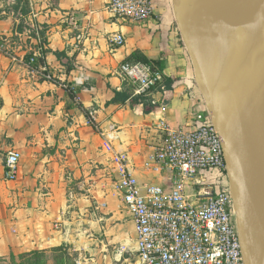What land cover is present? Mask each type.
<instances>
[{
	"label": "crops",
	"instance_id": "crops-1",
	"mask_svg": "<svg viewBox=\"0 0 264 264\" xmlns=\"http://www.w3.org/2000/svg\"><path fill=\"white\" fill-rule=\"evenodd\" d=\"M189 1L155 0L153 17L139 23L112 17L108 0H33L27 16L14 13V1L0 0V255L66 246L99 256L101 240L110 244L105 264H115L121 256H115L114 247L135 248V220L122 211L119 193L98 167L109 163L104 145L110 141L127 155L140 189L170 184L171 175L153 167L161 141L157 126L165 121L188 130L197 114L209 116L199 68L179 37V21L185 17L192 32L201 34L204 15L196 4L187 10ZM72 18L78 29L72 28ZM42 27L45 43L31 34ZM119 32L126 41L115 47L110 39ZM80 33L84 39L78 44ZM44 49L50 52L43 64H28L31 53L41 58ZM135 52L163 58L164 73L175 79L172 90L153 94L157 108L149 113L143 104L112 102L116 91L126 89L120 66L133 62ZM43 67L74 97L60 83L45 79L39 71ZM92 110L105 136L88 123ZM12 150L22 156L16 178L7 179L5 157ZM224 183L230 184L229 177Z\"/></svg>",
	"mask_w": 264,
	"mask_h": 264
},
{
	"label": "built area",
	"instance_id": "built-area-1",
	"mask_svg": "<svg viewBox=\"0 0 264 264\" xmlns=\"http://www.w3.org/2000/svg\"><path fill=\"white\" fill-rule=\"evenodd\" d=\"M30 4L33 5V0ZM106 9L114 18L141 23L153 17L155 0H108ZM70 22L72 28L78 29L74 18ZM36 37L42 42L38 35ZM76 38L79 44L84 33ZM110 41L120 47L126 37L119 32L113 34ZM30 56L26 60L33 65L37 55L31 53ZM39 71L48 81L58 82L70 90L46 67ZM120 72L137 94L148 92L156 81L162 80L160 73L154 75L151 67L141 61L124 62ZM95 114V110L87 113L88 123L105 136L106 132L95 121ZM194 120L188 130L173 128L165 121L157 126L161 141L155 147L153 167L170 174V184H149L140 189L127 155L115 150L110 141L105 143L111 157L107 165L98 169L119 193L122 211L136 223L135 248L124 244L114 247L115 256H121L115 259V264H246L235 194L231 184L224 183L229 177V164L223 138L211 112L209 116L197 114ZM21 156L16 150L7 152V179L16 178ZM90 188L83 186L86 191ZM105 206L106 203H102V207ZM56 229H60L59 224ZM100 244L99 256L80 250L75 264H99V257H102L100 264H105L110 244L101 240Z\"/></svg>",
	"mask_w": 264,
	"mask_h": 264
},
{
	"label": "bare ground",
	"instance_id": "bare-ground-1",
	"mask_svg": "<svg viewBox=\"0 0 264 264\" xmlns=\"http://www.w3.org/2000/svg\"><path fill=\"white\" fill-rule=\"evenodd\" d=\"M201 1L196 2V8L204 15L206 11ZM221 1L226 2V10L218 17L221 22L217 28L230 26L234 32L233 46L225 55L231 76L224 75L223 79L231 98L240 103L237 106L242 111L240 117L235 114L238 121L234 116L230 119L240 126L238 152L264 226V0ZM241 73L244 79L241 77L239 87H233L231 79Z\"/></svg>",
	"mask_w": 264,
	"mask_h": 264
},
{
	"label": "rangeland",
	"instance_id": "rangeland-1",
	"mask_svg": "<svg viewBox=\"0 0 264 264\" xmlns=\"http://www.w3.org/2000/svg\"><path fill=\"white\" fill-rule=\"evenodd\" d=\"M197 1L190 0L186 7L187 10L191 11ZM212 1L214 3H210L207 0L204 4L206 12H204V17L199 22L201 34L196 35L192 32L193 24L190 18L185 17L179 21V25L181 26V34H179V37H183L182 43L190 48L189 50L193 57L192 62L194 61L196 63V67L198 66L197 61L204 66L205 74H202V77L214 87L228 117L231 118V116H234V119L238 121L235 114L238 117L241 116L242 111L237 106L240 103H237L231 98L223 79L224 75L226 77L231 76V70L226 66L228 59L225 55L233 46L234 32L230 30V26H224L221 29L217 28L221 22V19H218V17L226 10V2H220V0ZM225 18H228V16ZM197 51L201 56L198 55ZM241 77L244 79L245 76L241 73L239 77H231L232 81L230 83L233 87L235 85L239 87L242 81ZM232 122L238 128L240 127L237 122L233 120ZM76 256L77 252L72 251L70 247L63 246L61 248L36 249L29 252L0 255V264H75Z\"/></svg>",
	"mask_w": 264,
	"mask_h": 264
},
{
	"label": "water",
	"instance_id": "water-1",
	"mask_svg": "<svg viewBox=\"0 0 264 264\" xmlns=\"http://www.w3.org/2000/svg\"><path fill=\"white\" fill-rule=\"evenodd\" d=\"M198 55H200L199 52ZM197 65L201 74L199 81L204 90L212 119L224 141V151L229 164V179L235 194L236 218L242 236L246 264H264V226L252 195L244 161L238 152L240 128L228 117L214 87L202 77L205 74L204 66L199 61H197Z\"/></svg>",
	"mask_w": 264,
	"mask_h": 264
},
{
	"label": "trees",
	"instance_id": "trees-1",
	"mask_svg": "<svg viewBox=\"0 0 264 264\" xmlns=\"http://www.w3.org/2000/svg\"><path fill=\"white\" fill-rule=\"evenodd\" d=\"M12 9L16 15L20 14L23 16H27L31 12L30 0H14V5L12 6ZM23 25H24V22L22 20L17 29L19 32L23 31L24 29ZM31 34L33 36L38 35L42 43L46 42V27H42V29H40L38 33L36 29H32ZM49 52L50 50L48 49L42 50L43 57L36 58L33 63V66L37 67L40 64H43L45 62L44 57ZM55 54L58 57H61L62 55H64L63 52H58V51H55ZM30 57L31 56L29 55L27 59H29ZM132 58L135 59L134 61H141L142 63L149 65L154 75L160 73L162 75V80L156 81V83L151 86V89L148 92L137 94V95H133L130 92L129 86L133 87V85L128 80H125L126 89H124L123 91H116L115 97L113 98L112 102L117 103V104H125L127 101H131V103L133 104H143L145 106L146 113H149L157 108V104L154 102L153 94L159 91L172 90L173 85L175 83V79L167 76L164 73L163 70L165 68V60L163 58H160L157 60L149 59L139 52H135L132 55ZM71 68H72L71 66H68V70H70ZM69 93L72 97H74L73 91H69Z\"/></svg>",
	"mask_w": 264,
	"mask_h": 264
}]
</instances>
